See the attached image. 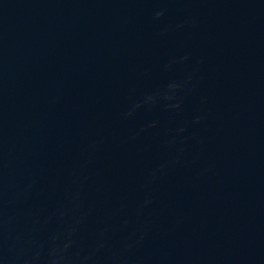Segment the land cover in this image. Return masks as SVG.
<instances>
[{
    "label": "water",
    "instance_id": "1",
    "mask_svg": "<svg viewBox=\"0 0 264 264\" xmlns=\"http://www.w3.org/2000/svg\"><path fill=\"white\" fill-rule=\"evenodd\" d=\"M88 0H0V138L63 46Z\"/></svg>",
    "mask_w": 264,
    "mask_h": 264
}]
</instances>
